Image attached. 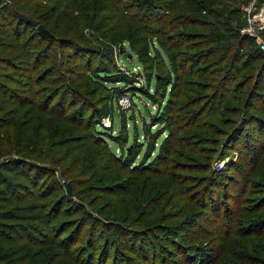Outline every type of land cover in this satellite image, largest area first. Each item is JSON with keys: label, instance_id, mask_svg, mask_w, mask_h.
Here are the masks:
<instances>
[{"label": "rangeland", "instance_id": "374dc122", "mask_svg": "<svg viewBox=\"0 0 264 264\" xmlns=\"http://www.w3.org/2000/svg\"><path fill=\"white\" fill-rule=\"evenodd\" d=\"M45 1L32 2L26 11L29 10L28 13L34 21L41 20L39 22L53 28L57 36L52 48L48 49L46 42L43 41L36 49L41 51V57H44L42 63L45 62L41 65V60L39 61L41 66L38 73L46 75L44 82L36 87L41 93L38 101L43 99L44 102L45 98L49 97L47 101L45 100L47 107L45 110L37 108L34 110L35 113H28L30 106L4 104L7 110H11L1 112L0 116L10 124L0 128L2 134L8 133L11 129L10 143L14 146L13 151L6 153L5 157L24 156L25 159L47 168L48 177L52 180L57 179L62 185V189L54 196L57 199L65 196L67 199H65V208L72 211L81 209L82 212L85 211L90 215L89 223L82 231L79 245L89 247L92 239L89 233L91 229L93 230L92 226H95L97 250H93L92 247L88 250L92 249L94 257L100 260L107 246L110 256L105 264H263L264 128L261 130L254 120H250L244 124L237 138L230 141L218 136L219 134H205L208 132L200 130L209 137L207 143L201 144L200 155L180 152L185 154L186 158L175 156L172 159V167L149 165L146 171L142 170L140 163L144 162V154L151 153L150 159L155 156L166 135L162 134L156 138V142L153 139L151 145L142 147L135 160L139 168L137 172L132 171L133 169L127 168L119 160L112 159L110 155L114 152L119 153V143L112 141L110 137L106 140L102 139L101 142L95 140L92 134L91 124L94 121L92 111L99 108L106 100L108 95L106 86L96 79L82 80L78 74L70 73L68 69L74 65V62L68 64L66 49L59 43V40H69L73 47L79 46L83 55L80 58L81 62L93 58V67L96 64L106 66L105 63H111L125 72L139 70L142 85L151 81L153 88L155 78L152 72L167 74L170 63L163 50L164 62L161 56L157 57L155 68L152 66V61L148 60L142 64L137 58V51H142L146 43H149L145 37L154 36L156 30L160 28L150 20L162 17V21L168 22L177 11L190 13V17L196 20H210L216 24L213 23L214 28L219 23L225 24L227 20L235 27L237 22L233 15L236 10L233 9L240 8L241 11L250 0H218V2L187 0L183 6L179 1L172 8L167 7V0H155L152 5L142 1L122 0L121 7L132 4L129 11L136 16L135 21L131 20V17L120 20V11L117 13L108 0H76L67 3H60L59 0ZM4 3H9L10 10L14 13L24 11L21 8L22 4L14 0H0V7ZM134 3L137 5H133ZM202 4L208 6L203 8ZM239 21L241 23L239 31L242 34L241 29L244 26L242 14ZM201 29V26L195 24L179 26L180 33H185L176 37L177 41L182 43L181 50L186 49L188 45H196L197 41H202ZM128 38L133 41L134 49ZM237 41L238 38H233L230 42L221 43L232 46L224 51V54L228 55V62L235 63L230 69L232 76H236L233 85L242 79L245 83L243 88L233 92L234 86H231L229 91L226 105L230 108L228 106L227 108L230 111H237L236 114H231L230 111L224 112L225 116L235 119V124L229 132L238 127L242 117L249 116V112L259 116L261 122L264 121L262 111L264 76L259 72L263 58H255L256 56L253 58L249 45L243 41L236 55ZM37 43L36 40L34 45ZM120 44L124 46L125 51L120 48L121 51L111 61H108L104 54H100L103 49L111 46L118 49ZM256 44L259 47L257 42ZM157 46H159L157 43L148 44L149 53L153 54ZM202 49L203 47L196 45L190 50L180 52L179 59L184 61L188 57H193L180 70L182 77L177 86L179 95L176 112V116L179 117L178 123H184L182 118L191 113V106L181 108V102L185 103L189 98L199 94L198 85L204 81L199 76L203 77L205 73L202 67L209 66L212 60L220 57L219 53H212L208 57ZM93 50L99 52L95 53ZM126 52L130 53V57ZM256 52L263 57L264 53ZM3 53L5 52L0 50V55ZM10 53L16 52L6 49L5 54ZM243 63H249V67L243 68ZM224 66L225 64H220L217 67ZM106 85L112 87L121 84ZM160 91L156 96L158 101L163 100ZM252 91L256 93L253 97V105L249 103V95ZM235 95L239 97V101L233 99ZM63 97L66 100L61 107L58 102H62ZM108 104L111 105V114L105 118L109 119L110 125L105 127L108 130L111 127V133L114 135L120 133L123 146L133 141L137 131L140 139L146 135L145 123L150 122L154 116L151 112L157 107V103L154 104L143 96L135 98L131 104L130 97L126 94L109 101ZM133 104L135 111L132 116L129 108ZM160 128L161 124H156L151 129ZM101 131L106 130L103 128ZM190 133L191 130L185 128L182 132L183 139H187ZM125 136L128 137V142H125ZM27 144L30 145L27 152H36L21 151ZM152 145L156 147L155 151H152ZM184 149L183 146L180 147L181 151H185ZM234 161L238 163L237 165L246 166L243 174L237 175V172L230 168L229 165ZM209 162L211 166L208 170ZM211 169L218 174L216 185L220 188L214 185ZM248 171L250 174L247 175ZM234 175L236 177H233ZM224 192L228 193L230 198H224ZM218 198H220L221 214L215 209V201L213 203V200ZM226 205H230L231 209L239 206L237 210L240 211L235 220L238 228L234 226V230L229 232L225 227L222 228L221 221ZM79 213L81 212L74 215L77 216ZM70 219L74 218L64 215L57 219L56 224L59 226L66 220L71 221ZM250 224H253L252 230H248L247 226ZM240 227L242 232L239 231ZM250 232L255 234H249ZM171 242L179 245L181 250ZM131 247L134 251L129 250ZM38 249L39 246L33 247L31 254L33 260L29 258L28 264L38 261H43V264H78L73 258L66 259L63 249L59 246L44 248L43 254H40ZM146 250H149L148 254ZM79 252L83 253V250L79 249ZM204 252H208V256L204 255ZM85 256L84 253L83 257ZM15 264L26 263L23 258H19L18 263Z\"/></svg>", "mask_w": 264, "mask_h": 264}, {"label": "trees", "instance_id": "16d2710c", "mask_svg": "<svg viewBox=\"0 0 264 264\" xmlns=\"http://www.w3.org/2000/svg\"><path fill=\"white\" fill-rule=\"evenodd\" d=\"M14 1L22 4L21 8L24 10L22 13L12 12L10 10L11 5L9 3H4L0 7V50L5 53L6 49L16 52L10 53L9 55L5 53H3L5 55H0V113L11 110H7L6 107H4V104H7L8 106H14V104H22L24 107L30 106L28 107L27 112L35 113L34 110H37V108L45 110L47 107L45 100L47 101L49 99L48 97V99L45 98L44 102L43 99L42 101H38L41 93L36 89V87L44 82L46 75L38 73L40 66L45 62L42 63V59L44 57H41V51L36 50L37 45L45 41L46 46L50 49L55 44L54 41L57 40V36L53 32V28L47 27L46 23L39 22L41 20L34 21L28 13L29 10L26 11L32 2H44L45 0ZM47 1L48 0L45 2ZM59 1L60 3H67L76 0ZM108 1L111 6L116 9L117 13L120 11V20L131 17V20L135 21L136 16L129 11L132 4H127L125 7H121L122 0ZM136 1H142V3H147V5H152L155 2V0H134V2ZM179 1L182 2L183 6L187 0H167V7L172 8L174 4H177ZM214 2H218V0H214ZM133 5L137 4L134 3ZM206 6L208 5L202 4L203 8ZM160 7L162 8V6ZM180 10H182V7ZM233 10H236L234 11L235 15H233L235 16L237 22L235 27L227 20L225 24L219 23L218 26L220 27L217 26L214 28L213 26L215 23L213 22V24L210 20H196L194 17H190V13H178L177 11L175 12V15L169 18L168 22L162 21V17H157L153 20L149 19L151 23L153 22L155 26L159 25L160 28L156 30L157 33L154 36L148 35L145 37L148 39L149 43H146L145 49L137 51V58L142 64L148 60L152 61V66L155 68L157 67V57L161 56L162 61L164 62V56L162 53L163 50L167 54L170 63L167 74H162L158 71L152 72L154 75L153 77L155 78V86L153 88H151V81L142 85V81L139 76L141 71L133 70L125 72L117 65L111 63H105L106 66L96 64L93 67V58L88 59L87 61L83 60L81 62L80 58H82L83 55L79 46L74 45L73 47L72 42L69 40H59L60 46L66 49L65 54L68 57V64L74 62V67L70 66V69H68L70 70L69 72L72 74H78L82 80L96 79L107 88L108 95L106 100L100 104L99 108L92 111L94 121L91 125L93 126L92 134H94L93 136L95 137V140L102 142V139L105 138L106 140L107 137H110L112 141L119 143V153H111L110 155H112V159L119 160L122 164L127 166V168L133 169L132 171L137 172L136 170L139 167H137L135 160L137 159L142 147L144 145H151L150 142L153 139L156 142V138L159 137V135L166 134L158 147V152L153 158H149L151 153L146 152L144 154V162L142 164L140 163V165H142L140 168H143L142 170L146 171L149 165H171L172 167V159L175 156L186 158V155L180 152H193L195 156L200 155L201 151L199 150L201 149V144H205L208 142L207 140H209V137L205 134L216 133L215 135L219 134L218 136L227 138V141L235 140L237 138V134L242 131L244 124L246 122H250V120H254V122L258 124L259 128L263 130L264 121L261 122V118L259 116L249 112L250 115L246 118L243 116L240 121V125L229 132L231 127L235 124V119L225 116L224 113L230 111L228 109L230 107L226 105V101L229 97L231 86H234L233 92H235L238 89L243 88L245 83L243 81L244 79H242L233 85V82L236 80V76H232L230 69L235 63L233 64L228 62V55L224 54V51L228 50L229 47L232 46L221 45L222 42H230L233 38H238V46L235 49L236 55L239 53V49L241 47L239 45H241V42L243 41L244 43H247L249 45L250 52H252L250 54L253 58L255 56V58H263L261 59L259 72L262 76H264V55L261 57V55L258 54L259 52H256L260 51L264 53V51L258 47L254 38L240 34L239 26L241 23L239 20L241 11L240 8ZM191 19H193V21ZM40 24L43 25L48 32L40 31ZM191 24L202 27V41H197L198 43H196V45L203 47L202 51L205 50L208 57L212 53H219L220 57L219 59L212 60L209 66L202 67L205 73L203 77L199 76L204 79V81L198 85L200 87L199 94L196 97L189 98L185 103L181 102V108H188L191 106V113L182 118L184 123H178L179 117L176 116V112L178 108L179 95L177 92V86L180 84L182 77L180 70H182L187 61H190L193 57H188L186 58V61H184L183 59H179L181 57L180 52L190 50L196 45H188L186 49L181 50L182 43L178 42L176 37L180 34H185L180 33L179 26H188ZM36 40L38 43L34 45ZM156 43L159 44V46L155 47L153 54L149 53L148 44L153 45ZM131 47L134 49L133 41H131ZM120 48H123V51H125L124 46L120 44L118 49L111 46L108 49H103L100 54H104L107 60L111 61L115 55L121 51ZM93 52L97 53L99 50H93ZM126 53L128 57H130V53L131 56H133L132 51H130V53ZM78 57L79 59H77ZM232 58L233 55L230 57L231 61ZM253 58L252 60H254ZM40 60L41 65L39 62ZM249 63H243V68L249 67ZM220 64H225V66L217 67ZM198 70L199 69H197V71ZM87 83L88 81H86L85 84ZM107 83L121 85L109 87L106 85ZM167 90L168 95H166ZM159 91L163 94L162 101H158L156 97ZM123 94L129 95L131 104L134 102L135 98H140L142 96L154 104L157 103L156 110L151 112L154 116L150 119V122L145 123L147 126L146 135L140 139L138 138L139 135L137 131L134 135L133 141L127 146H123V144L121 145L120 133H118V135H114L111 133V127L108 130L104 125V118L111 114V105L108 104L109 101H114ZM254 96H256V93L252 91L249 95V103L251 105L254 104ZM233 99L239 101V97H236V95ZM65 100V97H63L62 102H58V104L62 107ZM197 104L199 105L196 106ZM134 105L135 104L129 108L130 115L132 116L135 111ZM63 109L64 107L62 110ZM262 111L264 114V107L262 108ZM230 112L231 114L237 113V111ZM203 115L205 116L201 119L200 116ZM7 124H10V122L5 121V119L0 116V127L3 128L7 126ZM156 124H161V128L158 130L151 129L152 126ZM1 128L0 157L2 159L0 160V264H15L18 263L19 258H23L24 263L28 264L29 258H33L31 257V254L34 246H39L38 250H40V254L44 253V248L59 246L63 249V255L66 259L73 258L78 264H105L108 256H110V251L107 246L105 254L100 260H97V258L94 257L93 250H97V243L95 242V226H92L93 230L91 229V233H89V237L92 236L89 247L88 245L87 247L79 245L82 231L89 223L91 218L90 215H87L85 211L82 212L81 209L72 211L67 209V207L65 208V196L64 198L60 197L58 199L54 196L55 193L62 189V185L57 179L52 180L48 177L47 174H49V171L46 167L29 161L25 159L24 156L17 157L10 155L5 157L6 153L13 151L14 146L10 143L12 142L9 134L11 129L8 133L2 134ZM103 128H105L106 131H101ZM185 128L191 130L187 139H183L182 137V132ZM200 130H205L208 133L203 134ZM124 138L125 142H128V137L125 136ZM32 142L33 140L31 143ZM181 146L185 148V151L180 150ZM135 147L138 148L135 149ZM29 148L30 145L27 144L25 145V148L21 149V151H24L25 153L36 152H27ZM151 148H153L152 151L156 150L154 145H152ZM262 148H264V145ZM237 164L238 163L234 161L229 166L237 172V175L243 174L246 166L244 167ZM210 166L211 162L207 165L208 170L210 169ZM210 173L213 175L212 180H215L214 185L216 188H220L219 185H216L218 174L212 169L210 170ZM248 174H250V171L247 172V175ZM224 176L226 178L227 175L225 174ZM233 177H236V175ZM248 181L249 180H247V182ZM224 193V198H230L228 193ZM219 200L220 198L215 199L213 200V203L215 201V209L218 214H221V205ZM238 208L239 206L233 209H231L230 205L225 206L224 215L221 221L223 225L222 228L225 227V230L227 229L228 232L230 230H234V226L235 228H238L237 225H235V220L240 212L237 210ZM77 212L81 213L77 216L74 215ZM64 215L73 217L74 219H70L71 221L66 220L58 226L56 224L57 219ZM247 227L248 230H252L253 224H250ZM239 231L242 232L241 227ZM249 234L255 233L250 232ZM171 243L178 247V250H181L179 245L173 242ZM91 247L93 250L91 249V251H89V248ZM79 249L83 250V253L79 252ZM129 250L134 251L132 247ZM84 253L86 254L85 257H83ZM146 253L148 254L149 250H146ZM204 255L208 256V252H204ZM144 257H146V255H144ZM32 264H43V261H38L37 263Z\"/></svg>", "mask_w": 264, "mask_h": 264}, {"label": "built area", "instance_id": "2783aa9c", "mask_svg": "<svg viewBox=\"0 0 264 264\" xmlns=\"http://www.w3.org/2000/svg\"><path fill=\"white\" fill-rule=\"evenodd\" d=\"M244 26L241 33L254 38L264 51V0H250L241 9ZM122 99H120L121 101ZM108 118H104V125H110Z\"/></svg>", "mask_w": 264, "mask_h": 264}, {"label": "water", "instance_id": "95a60500", "mask_svg": "<svg viewBox=\"0 0 264 264\" xmlns=\"http://www.w3.org/2000/svg\"><path fill=\"white\" fill-rule=\"evenodd\" d=\"M39 29H40V31L48 32L42 25H39Z\"/></svg>", "mask_w": 264, "mask_h": 264}]
</instances>
